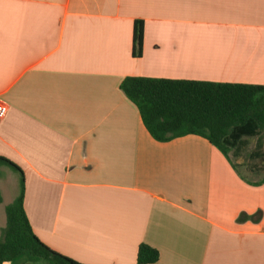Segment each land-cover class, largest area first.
Here are the masks:
<instances>
[{
	"label": "crops",
	"instance_id": "obj_1",
	"mask_svg": "<svg viewBox=\"0 0 264 264\" xmlns=\"http://www.w3.org/2000/svg\"><path fill=\"white\" fill-rule=\"evenodd\" d=\"M127 77L264 86V0H0V158L33 233L80 264H264V175L155 141Z\"/></svg>",
	"mask_w": 264,
	"mask_h": 264
},
{
	"label": "trees",
	"instance_id": "obj_2",
	"mask_svg": "<svg viewBox=\"0 0 264 264\" xmlns=\"http://www.w3.org/2000/svg\"><path fill=\"white\" fill-rule=\"evenodd\" d=\"M142 39L143 25L135 22L136 55L141 52ZM120 89L136 106L144 127L155 141L166 143L188 135L201 137L228 158L237 172L229 154L239 158L247 140L262 134L256 150L249 156L264 163V86L127 77ZM0 165L19 175L18 195L5 207L0 264H80L52 251L36 237L24 212L23 173L7 159L0 158ZM263 183L264 177L255 182ZM158 258L156 250L146 245L138 247L136 264H154Z\"/></svg>",
	"mask_w": 264,
	"mask_h": 264
},
{
	"label": "rangeland",
	"instance_id": "obj_3",
	"mask_svg": "<svg viewBox=\"0 0 264 264\" xmlns=\"http://www.w3.org/2000/svg\"><path fill=\"white\" fill-rule=\"evenodd\" d=\"M262 137L263 135L260 134L255 138L248 139L247 144L243 148V151L241 152L239 158L233 157L232 153L229 154L230 160L237 167V172L240 173V175L247 177V179L251 181H257L264 175V163H262L260 159H251V157L249 156L251 152H254L256 150ZM257 168H260V172H257ZM0 171H2L5 175L2 178L0 175V189H2L3 191L1 192L3 201H14L18 194L17 190L12 188V183L10 180V176H13L14 172L6 167L1 168ZM6 175L9 176V178L6 177Z\"/></svg>",
	"mask_w": 264,
	"mask_h": 264
},
{
	"label": "built area",
	"instance_id": "obj_4",
	"mask_svg": "<svg viewBox=\"0 0 264 264\" xmlns=\"http://www.w3.org/2000/svg\"><path fill=\"white\" fill-rule=\"evenodd\" d=\"M5 115V110L0 108V118L4 117Z\"/></svg>",
	"mask_w": 264,
	"mask_h": 264
}]
</instances>
